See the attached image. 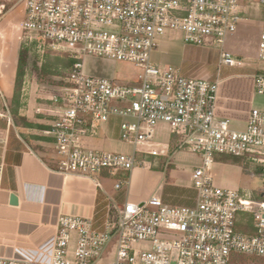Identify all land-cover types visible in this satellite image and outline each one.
I'll return each instance as SVG.
<instances>
[{"label":"built area","instance_id":"built-area-1","mask_svg":"<svg viewBox=\"0 0 264 264\" xmlns=\"http://www.w3.org/2000/svg\"><path fill=\"white\" fill-rule=\"evenodd\" d=\"M19 1L20 30L27 41H37L39 57L50 51L75 60L70 85L49 97L59 108L45 131L53 140L58 172L97 185L96 177L104 173H129L145 157L164 155L171 147L155 140L159 124L169 128L178 147L197 152L202 163L191 173L192 203L171 204L152 194L117 204L106 195L92 217H58L49 260L0 256V264H96L110 245L108 264H230L236 256L264 264V108L253 107L244 125L233 128L217 114L218 75L188 77L150 58L168 29L181 31L190 45L222 44L245 19L246 3L264 0ZM4 7L0 0V13ZM88 55L132 63L136 80L124 84L85 74L82 61ZM258 57L264 60V25ZM239 63L220 51L219 65ZM252 78L254 91L264 94V72ZM110 118L119 119L118 137L133 146L131 154L94 144ZM220 154L255 163L261 187L216 184L210 166ZM126 184L127 178L119 177L114 188ZM244 213L252 218L251 232L237 228ZM140 243L150 249L133 247Z\"/></svg>","mask_w":264,"mask_h":264},{"label":"crops","instance_id":"crops-1","mask_svg":"<svg viewBox=\"0 0 264 264\" xmlns=\"http://www.w3.org/2000/svg\"><path fill=\"white\" fill-rule=\"evenodd\" d=\"M8 24V37H0V256L49 260L58 217H92L105 204L106 195L117 204L142 201L152 194L171 204L192 203L191 185L186 189L167 185L164 170L154 162L116 176L104 173L95 179L99 185L88 178L58 172L53 140L45 133L58 106L48 97L22 105L20 114L42 128L15 125L10 115L19 40L17 25L12 21ZM23 90V94L28 92L27 80ZM115 128L109 123L103 126L95 145L104 149L105 138L115 136ZM99 177L112 180L111 192L100 184ZM119 177H126L127 184L115 190ZM11 195L17 199L15 204L10 203Z\"/></svg>","mask_w":264,"mask_h":264},{"label":"rangeland","instance_id":"rangeland-1","mask_svg":"<svg viewBox=\"0 0 264 264\" xmlns=\"http://www.w3.org/2000/svg\"><path fill=\"white\" fill-rule=\"evenodd\" d=\"M4 9L0 13V37H8L11 32L10 21L17 25L18 40L26 38V33L20 30L22 3L19 0H2ZM247 13L243 24L238 25L232 35H226L222 44L209 40L204 45H190L183 39V33L175 29H168L160 37L158 48L150 54L152 61L160 66L172 65L179 73L188 77H202L213 80L216 75L220 78L217 92V114L230 120V126L241 128L246 115L253 107L264 108V94H258L253 88L252 74L264 72V60L258 57L260 33L264 25V4L246 3ZM253 5L254 7L249 9ZM220 51L228 52L233 59L240 63L235 66L219 65ZM40 58V57H39ZM41 60V58H40ZM83 71L90 76L113 79L117 83H130L136 80L138 69L130 62L117 61L101 56L88 55L83 58ZM54 84L39 83L36 74H28L27 93L22 88V100L28 102L46 101V98L57 94L68 78L54 77ZM31 89V92H30ZM35 95V99H33ZM43 98V99H40ZM117 118H110L109 125L116 129ZM155 140L170 144L169 150L161 156L145 159L143 165L154 162L161 165L166 174L167 185L187 188L191 185V173L202 163L201 156L190 148L178 147L169 128L159 124L156 128ZM95 144V143H94ZM104 149L131 154L133 146L121 141L118 131L113 137L105 138ZM210 172L216 184L223 188L259 189L262 176L255 163H244L242 159L234 160L230 156L216 155L210 166ZM98 181L109 192L112 191L111 179L98 178ZM137 249H150L147 244H134ZM112 259L111 245L103 252L96 264H108ZM251 259L236 256L230 264H257Z\"/></svg>","mask_w":264,"mask_h":264},{"label":"trees","instance_id":"trees-1","mask_svg":"<svg viewBox=\"0 0 264 264\" xmlns=\"http://www.w3.org/2000/svg\"><path fill=\"white\" fill-rule=\"evenodd\" d=\"M36 44V40L27 41L26 39H22L19 41L13 93L9 103V112L15 125L42 128L44 126L34 124L19 112L24 104V101L22 100L24 79L28 74L34 72L39 83L54 84V80L52 79L54 77L68 78L71 76V65L75 60L66 55L54 54L50 51H45L40 60L39 54L36 51ZM70 83V80H67L64 82V86L70 85ZM230 157L234 160H239V157ZM144 159L151 160L149 157H145ZM158 166L161 167V165ZM255 197L263 199L258 194H255ZM251 221L252 218L250 214L244 213L238 217L237 228L241 231L251 232L253 230Z\"/></svg>","mask_w":264,"mask_h":264},{"label":"water","instance_id":"water-1","mask_svg":"<svg viewBox=\"0 0 264 264\" xmlns=\"http://www.w3.org/2000/svg\"><path fill=\"white\" fill-rule=\"evenodd\" d=\"M16 202H17L16 197H15L14 195H11V196H10V203H11V204H15Z\"/></svg>","mask_w":264,"mask_h":264}]
</instances>
